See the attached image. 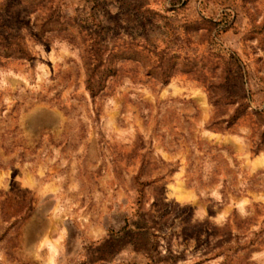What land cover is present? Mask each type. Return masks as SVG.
<instances>
[{
    "label": "rangeland",
    "instance_id": "374dc122",
    "mask_svg": "<svg viewBox=\"0 0 264 264\" xmlns=\"http://www.w3.org/2000/svg\"><path fill=\"white\" fill-rule=\"evenodd\" d=\"M0 264H264V0H0Z\"/></svg>",
    "mask_w": 264,
    "mask_h": 264
},
{
    "label": "trees",
    "instance_id": "16d2710c",
    "mask_svg": "<svg viewBox=\"0 0 264 264\" xmlns=\"http://www.w3.org/2000/svg\"><path fill=\"white\" fill-rule=\"evenodd\" d=\"M16 55H18V57L20 58L30 59L29 53L24 48L21 47H19V49L17 50Z\"/></svg>",
    "mask_w": 264,
    "mask_h": 264
},
{
    "label": "bare ground",
    "instance_id": "6f19581e",
    "mask_svg": "<svg viewBox=\"0 0 264 264\" xmlns=\"http://www.w3.org/2000/svg\"><path fill=\"white\" fill-rule=\"evenodd\" d=\"M59 235H60V225L57 224L56 227H55L54 235H52L51 238L56 237V236H59ZM48 239L49 238H46L45 241L48 240Z\"/></svg>",
    "mask_w": 264,
    "mask_h": 264
}]
</instances>
